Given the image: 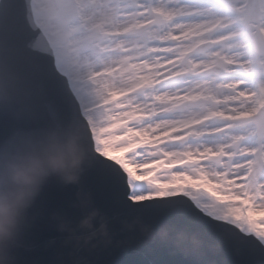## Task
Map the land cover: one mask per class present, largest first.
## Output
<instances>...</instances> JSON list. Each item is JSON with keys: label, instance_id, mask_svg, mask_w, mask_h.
Segmentation results:
<instances>
[{"label": "snow or ice", "instance_id": "6c2138e0", "mask_svg": "<svg viewBox=\"0 0 264 264\" xmlns=\"http://www.w3.org/2000/svg\"><path fill=\"white\" fill-rule=\"evenodd\" d=\"M67 134L87 150L61 183L80 215L182 222L235 250L128 264H264V0H0V161ZM25 231L14 264H45L20 259Z\"/></svg>", "mask_w": 264, "mask_h": 264}, {"label": "clouds", "instance_id": "9594fccd", "mask_svg": "<svg viewBox=\"0 0 264 264\" xmlns=\"http://www.w3.org/2000/svg\"><path fill=\"white\" fill-rule=\"evenodd\" d=\"M86 163L87 150L72 134L34 138L0 161V264H14V250L28 227L30 210L48 181L76 183ZM99 214V210H93L84 225L91 227L92 219ZM142 233L147 239L167 237L166 231L154 234L146 226ZM197 253L199 250L193 254Z\"/></svg>", "mask_w": 264, "mask_h": 264}, {"label": "water", "instance_id": "95a60500", "mask_svg": "<svg viewBox=\"0 0 264 264\" xmlns=\"http://www.w3.org/2000/svg\"><path fill=\"white\" fill-rule=\"evenodd\" d=\"M52 183L54 184L55 192H56V203H55V205L58 204V206H60L61 203H63L64 197H66V195L68 193H70L74 199H77L76 205H75L76 208L80 207L79 198L77 197V195L74 192L63 187L62 184L58 181H53ZM45 189H46V187L43 188L41 193H44ZM98 195L102 196V194H98ZM101 203H103L102 199H101ZM127 216H130V215H127ZM120 219L121 218H119L117 215L112 214L111 216L105 215L102 219H100L101 221L99 220L96 227L104 229L103 233L101 234L102 239H104L106 237V235H108V233L110 232V225H115L118 222V220H120ZM131 227L135 228L136 225L131 224ZM176 227H177L176 229L179 232H181L182 236H183V240H182L183 245L181 246L179 252H184V251L190 249L191 246L186 242V240H190V241L198 242L199 245L206 244L205 245L206 248H208L212 252H215V255L218 254V247L212 243V237L209 236L210 238H207L204 234L195 230V228L192 225H189L186 223H183L182 226L176 225ZM88 237L89 238H83L82 241L84 243L91 242V240L93 238H91L90 235H88ZM32 244H33V242L30 243L29 245H32ZM97 245H98L100 250H97V249L89 250V253H90L89 254V260L90 261H87L88 264H125L123 256L115 255L112 258H110V256L107 254V252H105L103 250L102 246L104 245V243L101 240L98 239ZM33 247L37 248L38 253L30 252L28 259L30 260L32 258H38L37 261L43 262L42 258H45V256L47 255V249L41 244L40 241H39V243H36ZM225 249H226V245H225ZM85 257L86 256H83V259H85ZM134 258H135L134 261L139 260L140 254H136L134 256ZM230 258H232V257H229L228 259H230Z\"/></svg>", "mask_w": 264, "mask_h": 264}]
</instances>
